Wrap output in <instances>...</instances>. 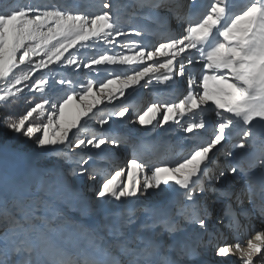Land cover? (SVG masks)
<instances>
[{"label": "snow or ice", "instance_id": "1", "mask_svg": "<svg viewBox=\"0 0 264 264\" xmlns=\"http://www.w3.org/2000/svg\"><path fill=\"white\" fill-rule=\"evenodd\" d=\"M129 8L149 21L165 8L177 30L150 47L118 40L145 32L122 29L112 0L94 14L56 5L0 9V106L26 105L20 116H0V264H264V230L247 223H264V0H134ZM105 45L126 52L95 50ZM106 65L123 66L124 74L105 68L108 78L84 82L61 74ZM153 80L186 81V89L178 102L151 103L134 120L127 92ZM207 114L214 132L205 139ZM117 122L178 126L193 143L174 162L150 166L133 155L126 169L98 179L85 167L95 156L135 151L136 130L115 134ZM21 137L23 148L10 142ZM221 149L230 158L223 167ZM22 156L55 163L21 169ZM85 176L98 184L94 200L118 209H93L111 238L107 247L95 230H70L50 198ZM225 231L232 242L216 243ZM57 238L84 247L74 256Z\"/></svg>", "mask_w": 264, "mask_h": 264}, {"label": "rangeland", "instance_id": "2", "mask_svg": "<svg viewBox=\"0 0 264 264\" xmlns=\"http://www.w3.org/2000/svg\"><path fill=\"white\" fill-rule=\"evenodd\" d=\"M101 2L102 0H4L0 3V9H7L9 7H23L28 5L33 6H62L65 8H70L76 12H84L86 14H94L101 10ZM114 4H116L120 9V27L125 30H131L133 28H142L145 32L144 37H136V36H128V37H118V40L127 41V40H140L145 39V37H151L152 40L144 41V45L152 46L154 45L160 36L164 33H156L152 35V32L146 31V27L149 28V21L145 19L144 10H138L135 14L132 13L129 6L133 4L134 0H112ZM207 2V1H206ZM162 8L156 9L154 11L162 14L163 12H159ZM165 9V8H163ZM115 11V9H113ZM168 12V10L166 9ZM169 13V12H168ZM155 22V19H154ZM147 24V25H146ZM146 26V27H145ZM177 30L176 23L172 20L170 23V27H168V33L174 34ZM109 49H114L115 51H125V49H121L116 47L115 45H105V46H97L96 51L98 53H103L108 51ZM109 54H111L109 52ZM160 61H163L164 57L157 58ZM151 63V62H149ZM101 68L100 73L89 72L86 69L81 68L77 73H73L72 69H68L67 71H62L61 74L67 78H73L84 82L85 76H91L94 79L102 80L109 77V73L103 71V69H117L119 71L113 72L115 74H124L123 66H98ZM198 68H193L192 71L199 72ZM56 87H64V86H56ZM140 89V94L135 98L136 92ZM160 84L155 80L152 84L147 85L144 88L136 87L135 89L128 90L126 103L129 105L131 111L132 118L135 120L137 115L142 113L147 106L151 103L159 102L161 99V91ZM186 89V81H182V84L179 86L177 91V95H175L176 99L173 102H178V100L184 94ZM173 94V93H171ZM123 99V98H122ZM135 99V100H134ZM119 103V101L117 102ZM161 103V102H159ZM17 107L16 109L21 108V113L18 115H22L26 109V105L23 103H18L16 105L10 106L8 108ZM16 109H12L13 112ZM16 117V116H14ZM214 117L210 121H212ZM36 124H40V120L35 121ZM155 125V121L153 122ZM209 126L212 127V123L209 122ZM92 129H96L99 126L95 123L90 125ZM107 127V126H105ZM168 125H165V128H159L155 126H149L148 128L141 129L139 125H129L126 122L124 123H114L112 125V130L115 134L127 132L129 128H134L135 131V151L128 147H121L119 149H105L99 156H95L93 160L89 161V165H85V167H90L96 169V174L98 179H102L105 176L111 174L116 169H126V163L129 158L133 155L137 156L138 159L144 160L150 166L157 163L164 162H174L179 159L182 155L186 154L187 148L191 146L193 143V139L191 138V134L183 133L178 126H172L170 131H166L165 129ZM150 128V130H149ZM203 132V130H199ZM214 132V128H208L207 132H203L206 136L203 135L204 138H210L212 133ZM6 137L0 136V143L5 142ZM20 140L23 138H19L16 141H10L15 143L18 147L23 148V145L20 143ZM79 151V150H77ZM93 152H98L99 150H92ZM82 155H87V152L82 153ZM225 154H218V157L224 158ZM218 165L220 164V160L217 161ZM18 166L21 169H27L31 166L34 167H52L55 163V159L53 157H39V158H30V156H22L18 160ZM101 163V164H100ZM101 166H99V165ZM45 165V166H42ZM150 174V173H148ZM143 173L141 174V178H143ZM122 179H126V176ZM98 187L97 182L87 180L86 176L84 179L79 181L75 186L67 185L62 190L54 191L51 195V199L55 202L56 206L59 208L62 213L63 219L66 221V226L72 229H79L81 231L92 229L94 230L88 223L87 220H95L99 226L102 223V216L98 212H94L93 209H99L101 211H118L112 204L109 202L107 205H100L94 200V191L93 189ZM78 189V191H75ZM157 198H150L149 202L155 201ZM101 235V234H100ZM103 236V235H101ZM110 237L106 236V239ZM106 239L103 236V244ZM78 245L83 248L84 243L82 240H73ZM59 243V242H58ZM60 244V243H59ZM64 249L65 246L60 244ZM66 250V249H65ZM67 251V250H66ZM68 252V251H67ZM69 253V252H68ZM71 254V253H69ZM78 253L72 254L77 255ZM112 255V254H111Z\"/></svg>", "mask_w": 264, "mask_h": 264}, {"label": "bare ground", "instance_id": "3", "mask_svg": "<svg viewBox=\"0 0 264 264\" xmlns=\"http://www.w3.org/2000/svg\"><path fill=\"white\" fill-rule=\"evenodd\" d=\"M207 0H201V4L203 3H206ZM239 2H242V0H237V3ZM159 12H163L162 14H159L158 15V12L154 11V17H155V22H149V24H154V25H149V28L146 27V31H149V32H152L151 34L154 35L156 33H165V32H168V27H170V23L173 19H171V16H170V13H168L166 11V9H161ZM175 22V20H173ZM147 25V24H146ZM144 41H149V40H152L151 37H145V39H143ZM155 61H152L151 63H154ZM199 65L196 66V68H198ZM177 80L179 81L180 78H177ZM154 81V80H153ZM182 84V81L180 83H178L177 85H171V82H169V84H160V89L159 91H161V99H159V102L161 103H165V102H173L176 97L175 95H177V91L179 89V86ZM139 87V86H138ZM173 93V94H171ZM138 94H140V89L138 90V92H136V94L134 95L135 98L138 97ZM135 100V99H134ZM212 115L211 114H207V119L209 122H212L210 121L212 119ZM208 128H212L211 126H208ZM167 130L166 131H170L171 127H167L166 128ZM204 136H206L205 133H203ZM207 139V138H205ZM233 137H229V140H228V146H230L231 144V141H232ZM225 152V149H221V152L218 153V154H224ZM230 158L229 157H226L224 156L223 157H218L217 158V161L220 160V164L219 166L223 167L225 166L227 163H228V160ZM101 164V163H100ZM99 165V164H98ZM101 166V165H99ZM95 183V181H94ZM87 223L96 231L98 232L99 234L103 235L104 238L106 239V235L102 232H100V226L99 224L95 221V220H87ZM247 223H249L251 225V227L253 226V224L255 225V230H264V225L261 224V221L258 217H253L250 221H247ZM57 242H59L60 244H63L65 246V249L71 253V254H75V253H79L81 247L78 245V243H76L75 241L71 240H62V239H59L57 238ZM216 243H225V242H232L231 240V236L229 233H227V231H225L223 233V235L217 240L215 241ZM111 243V238L109 239H106L104 245L105 247H107L109 244ZM107 251L109 254H112V255H118V253L116 252V250L114 248H111V247H108L107 248ZM122 258V257H121ZM208 258L210 259L211 258V253H208ZM235 259V258H233Z\"/></svg>", "mask_w": 264, "mask_h": 264}, {"label": "trees", "instance_id": "4", "mask_svg": "<svg viewBox=\"0 0 264 264\" xmlns=\"http://www.w3.org/2000/svg\"><path fill=\"white\" fill-rule=\"evenodd\" d=\"M4 0H0V3H2ZM17 107L12 108H4L3 106H0V116L5 115V113L10 114L11 116H18L21 113V108L18 110ZM12 109H16L14 112ZM45 166V165H42Z\"/></svg>", "mask_w": 264, "mask_h": 264}]
</instances>
